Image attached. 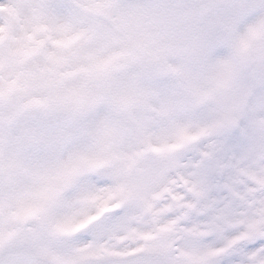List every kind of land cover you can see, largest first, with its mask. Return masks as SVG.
<instances>
[{"label": "snow or ice", "instance_id": "1", "mask_svg": "<svg viewBox=\"0 0 264 264\" xmlns=\"http://www.w3.org/2000/svg\"><path fill=\"white\" fill-rule=\"evenodd\" d=\"M0 264H264V0H0Z\"/></svg>", "mask_w": 264, "mask_h": 264}]
</instances>
